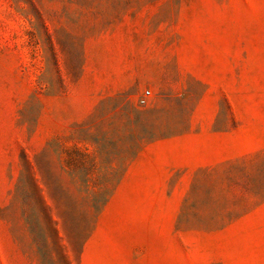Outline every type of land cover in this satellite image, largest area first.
<instances>
[{
  "label": "rangeland",
  "instance_id": "obj_1",
  "mask_svg": "<svg viewBox=\"0 0 264 264\" xmlns=\"http://www.w3.org/2000/svg\"><path fill=\"white\" fill-rule=\"evenodd\" d=\"M0 264H264V0H0Z\"/></svg>",
  "mask_w": 264,
  "mask_h": 264
},
{
  "label": "crops",
  "instance_id": "obj_2",
  "mask_svg": "<svg viewBox=\"0 0 264 264\" xmlns=\"http://www.w3.org/2000/svg\"><path fill=\"white\" fill-rule=\"evenodd\" d=\"M214 106V116L217 113ZM200 135H193L195 139L206 138L205 147H189L185 149L180 147V139L158 140L144 143L133 161L128 165V174L140 172V167L148 164L150 161L163 160L162 166L155 170L156 174H163L165 178L174 172H181V179L191 181L193 176L200 170L214 168L225 162L224 149L220 143L223 140V134L217 132L211 126L200 130ZM184 157L183 162L179 164L170 163ZM150 164V163H149Z\"/></svg>",
  "mask_w": 264,
  "mask_h": 264
},
{
  "label": "trees",
  "instance_id": "obj_3",
  "mask_svg": "<svg viewBox=\"0 0 264 264\" xmlns=\"http://www.w3.org/2000/svg\"><path fill=\"white\" fill-rule=\"evenodd\" d=\"M48 159L45 158V156L40 157L39 163H38V170L40 172V174H43V172L45 171V166L48 164ZM25 185V176H22V178L20 179V182L18 184V189L22 190L23 187Z\"/></svg>",
  "mask_w": 264,
  "mask_h": 264
}]
</instances>
